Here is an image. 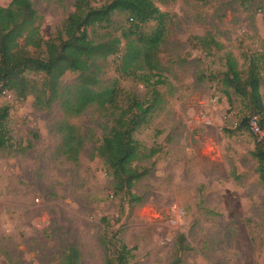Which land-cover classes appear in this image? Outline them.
Returning <instances> with one entry per match:
<instances>
[{
    "label": "rangeland",
    "instance_id": "rangeland-1",
    "mask_svg": "<svg viewBox=\"0 0 264 264\" xmlns=\"http://www.w3.org/2000/svg\"><path fill=\"white\" fill-rule=\"evenodd\" d=\"M154 2L167 15L161 71L147 79L143 70L124 72L118 53L97 61L100 87L115 85L120 106L129 93L154 104L134 134L145 153L134 164L148 170L133 188L141 202L115 193L112 172L96 155L115 124L111 111L93 105L67 116L59 101L41 107L34 95L7 89L0 97L11 138L0 148V264H64L69 246L81 250V264H105L102 238L111 231L135 249L133 264H264V183L252 155L261 137L241 128L256 114L222 82L228 54L245 76L256 61L264 101V0ZM33 3L47 40L63 29L76 0ZM136 24L115 12L88 31L106 41ZM157 27L152 20L140 30ZM77 76L67 72L62 86ZM64 122L86 136L77 161L61 151ZM181 235L189 250H178Z\"/></svg>",
    "mask_w": 264,
    "mask_h": 264
},
{
    "label": "trees",
    "instance_id": "trees-1",
    "mask_svg": "<svg viewBox=\"0 0 264 264\" xmlns=\"http://www.w3.org/2000/svg\"><path fill=\"white\" fill-rule=\"evenodd\" d=\"M95 1L76 0L75 9L69 14L63 29L47 40L42 35V17L33 0H12L7 5L0 4V82L3 83V89L12 90L21 98L34 95L36 104L41 107H49L59 101L67 116L81 115L93 105L111 111L115 115V124L95 147L96 155L111 170L115 193L129 203H139L142 198L133 192V188L148 174V170L134 164L145 154L134 134L148 123L154 104H148L129 93L127 106H120L121 92L115 85L100 87L97 61L118 53L124 72L143 70L145 72L141 76L146 79L158 74L162 69L158 53L167 15L154 0H107L99 7L93 6L92 2ZM115 12L127 13L137 24L123 32L122 37L94 40L88 28L109 21ZM152 20L158 22L156 31L146 33L140 30V25ZM227 57V70L222 82L226 88L233 89L248 100L252 113L256 114L253 116L258 117L264 133V101L259 65L254 61L245 76L235 56L228 54ZM69 71L78 73L76 82L62 86L61 79ZM29 74L41 75V81L31 78ZM155 82L160 81L158 79ZM8 116L9 108L0 105L1 149L11 145ZM250 119H244L241 128L250 130ZM60 130L62 153L68 159L77 161L86 136L69 122H64ZM154 153L155 150L151 149L149 155ZM252 155L257 160V172L264 183V134L256 141ZM180 238L178 250H189L190 247L184 244V236ZM102 243L105 264H133L135 249L123 240L119 231L105 234ZM81 261V250L69 246L64 254V264H81Z\"/></svg>",
    "mask_w": 264,
    "mask_h": 264
},
{
    "label": "built area",
    "instance_id": "built-area-1",
    "mask_svg": "<svg viewBox=\"0 0 264 264\" xmlns=\"http://www.w3.org/2000/svg\"><path fill=\"white\" fill-rule=\"evenodd\" d=\"M6 91H7V89H3V83L0 82V94H4ZM249 124H250V128H251L252 132L262 138L264 133L259 126L258 117L257 116L251 117Z\"/></svg>",
    "mask_w": 264,
    "mask_h": 264
}]
</instances>
